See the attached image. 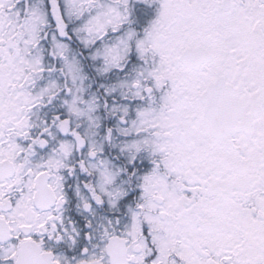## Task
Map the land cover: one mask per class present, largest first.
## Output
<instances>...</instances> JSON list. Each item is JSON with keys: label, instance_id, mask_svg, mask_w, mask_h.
Listing matches in <instances>:
<instances>
[{"label": "snow or ice", "instance_id": "snow-or-ice-1", "mask_svg": "<svg viewBox=\"0 0 264 264\" xmlns=\"http://www.w3.org/2000/svg\"><path fill=\"white\" fill-rule=\"evenodd\" d=\"M0 264H264V0H0Z\"/></svg>", "mask_w": 264, "mask_h": 264}]
</instances>
